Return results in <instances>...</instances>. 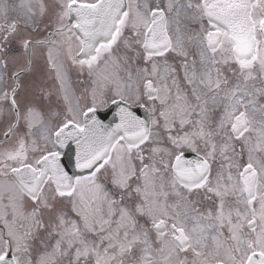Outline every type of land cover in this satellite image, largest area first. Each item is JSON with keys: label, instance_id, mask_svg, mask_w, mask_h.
Segmentation results:
<instances>
[{"label": "snow or ice", "instance_id": "snow-or-ice-1", "mask_svg": "<svg viewBox=\"0 0 264 264\" xmlns=\"http://www.w3.org/2000/svg\"><path fill=\"white\" fill-rule=\"evenodd\" d=\"M0 264H264V0H0Z\"/></svg>", "mask_w": 264, "mask_h": 264}, {"label": "rangeland", "instance_id": "rangeland-1", "mask_svg": "<svg viewBox=\"0 0 264 264\" xmlns=\"http://www.w3.org/2000/svg\"><path fill=\"white\" fill-rule=\"evenodd\" d=\"M41 34V33H40ZM42 35H43V33H42Z\"/></svg>", "mask_w": 264, "mask_h": 264}]
</instances>
